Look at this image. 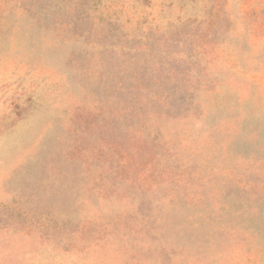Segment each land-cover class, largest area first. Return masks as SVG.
Listing matches in <instances>:
<instances>
[{
  "label": "rangeland",
  "instance_id": "obj_1",
  "mask_svg": "<svg viewBox=\"0 0 264 264\" xmlns=\"http://www.w3.org/2000/svg\"><path fill=\"white\" fill-rule=\"evenodd\" d=\"M0 264H264V0H0Z\"/></svg>",
  "mask_w": 264,
  "mask_h": 264
}]
</instances>
